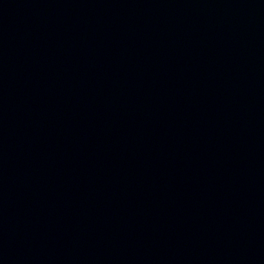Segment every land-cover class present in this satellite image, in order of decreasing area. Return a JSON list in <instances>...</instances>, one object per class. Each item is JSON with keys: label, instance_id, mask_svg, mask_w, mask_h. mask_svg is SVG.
I'll use <instances>...</instances> for the list:
<instances>
[{"label": "water", "instance_id": "obj_1", "mask_svg": "<svg viewBox=\"0 0 264 264\" xmlns=\"http://www.w3.org/2000/svg\"><path fill=\"white\" fill-rule=\"evenodd\" d=\"M0 264H264V0H0Z\"/></svg>", "mask_w": 264, "mask_h": 264}]
</instances>
